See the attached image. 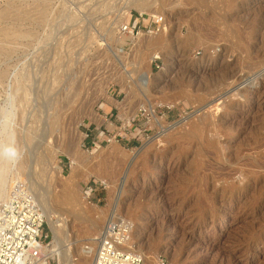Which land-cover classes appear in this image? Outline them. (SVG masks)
Instances as JSON below:
<instances>
[{
  "label": "rangeland",
  "instance_id": "obj_1",
  "mask_svg": "<svg viewBox=\"0 0 264 264\" xmlns=\"http://www.w3.org/2000/svg\"><path fill=\"white\" fill-rule=\"evenodd\" d=\"M136 1L0 2V205L22 182L66 222L58 264H83L112 215L143 264H264V0ZM139 14L152 32L129 41Z\"/></svg>",
  "mask_w": 264,
  "mask_h": 264
},
{
  "label": "built area",
  "instance_id": "obj_2",
  "mask_svg": "<svg viewBox=\"0 0 264 264\" xmlns=\"http://www.w3.org/2000/svg\"><path fill=\"white\" fill-rule=\"evenodd\" d=\"M152 21L159 31L160 19ZM150 28L139 14L124 23L119 32L133 41L145 32H152ZM87 189L86 193L93 190L91 185ZM44 221L32 191L26 184L14 182L0 205V264H58V255L47 254L44 249L51 242L49 232L44 231ZM130 232L129 222L125 220L107 222L97 236L94 264H143V257L124 245L130 239Z\"/></svg>",
  "mask_w": 264,
  "mask_h": 264
},
{
  "label": "bare ground",
  "instance_id": "obj_3",
  "mask_svg": "<svg viewBox=\"0 0 264 264\" xmlns=\"http://www.w3.org/2000/svg\"><path fill=\"white\" fill-rule=\"evenodd\" d=\"M140 0H138V1H136L132 6H136V7H138V8H140V10L142 9V6L145 4V2L143 3V2H139ZM146 1H148V0H146ZM150 1H152V0H150ZM154 1H157V0H153L152 1V3H154ZM159 1V0H158ZM162 1V0H161ZM227 1V0H226ZM192 2V1H191ZM215 2V1H214ZM232 2V1H231ZM150 3V2H149ZM152 3H150V4H152ZM199 3V2H198ZM161 4H162V2H161ZM218 4V3H217ZM146 6V5H145ZM162 6V5H161ZM143 10V9H142ZM145 10V9H144ZM26 12V11H25ZM23 13V12H22ZM158 13V12H157ZM221 13V12H220ZM209 15H211V14H209ZM214 16V15H213ZM7 17V16H6ZM217 17V16H216ZM219 17V16H218ZM220 18V17H219ZM213 19H214V17H213ZM193 20V19H192ZM215 20V19H214ZM213 20V21H214ZM216 20H218V19H216ZM216 20H215V22H216ZM229 20V19H228ZM205 21V20H204ZM191 23V22H190ZM206 23V22H205ZM211 23V22H210ZM214 23V22H213ZM217 23V22H216ZM220 24H221V22H219ZM224 23V22H223ZM219 25V24H218ZM161 26H162V28L164 27L162 24H161ZM216 27V26H215ZM166 29V28H165ZM163 30L160 34H157V35H155V36H151V38L149 39V40H147V42H145V46H146V48L148 49V51H150V54H149V56H148V54H147V56L148 57H152V56H150L151 55V53H154L153 54V56L154 55H156L155 53H156V51H158V50H161V49H165L169 44H168V42H169V40H168V34H167V31L166 30ZM195 29V28H194ZM203 29V28H202ZM211 30V29H210ZM213 30V29H212ZM216 30V29H215ZM0 31H2V30H0ZM6 31V30H5ZM214 31V30H213ZM8 32V31H7ZM7 32L5 33V35H7ZM1 33V32H0ZM2 33H4V31L2 32ZM10 33V32H9ZM13 33V32H12ZM16 33V32H15ZM212 33V32H211ZM239 33V32H238ZM195 35V34H194ZM220 35V34H219ZM218 35V36H219ZM14 36V35H13ZM17 36V35H16ZM222 36V35H221ZM200 37V36H199ZM223 38V37H222ZM185 39V38H184ZM224 39V38H223ZM144 40V39H143ZM216 40V39H215ZM222 40V39H221ZM208 41V40H207ZM243 41H245V40H243ZM249 41V40H248ZM195 42V41H194ZM193 42V43H194ZM137 43H138V41H137ZM187 43V42H186ZM1 45V44H0ZM188 45V44H187ZM194 45V44H193ZM142 48V47H141ZM146 49V50H147ZM143 50V49H142ZM145 50V49H144ZM141 52V51H140ZM137 53V52H136ZM143 53V52H142ZM145 54V53H144ZM139 57V56H138ZM136 58V57H135ZM153 58V57H152ZM139 59V58H138ZM137 60V59H136ZM136 60H134V61H136ZM205 60V59H204ZM210 60V59H209ZM167 61V60H166ZM206 61V60H205ZM210 62V61H209ZM208 63V62H207ZM247 64V63H246ZM135 65V64H134ZM201 65V64H200ZM131 66H132V64H131ZM142 66H144V64L143 65H141V67ZM146 66V65H145ZM144 66V67H145ZM251 66V65H250ZM260 66V65H259ZM140 67V68H141ZM147 67H148V65H147ZM147 67H145L147 70L146 71H142L140 74H139V76H141L142 78H139V79H137V82H135V81H132L133 82V85L137 88V90L139 89V92H140V90H142V92L143 93H146L147 91H148V88H149V83H150V81H151V76H150V72H149V70H148V68ZM135 68H137V67H135ZM140 68H138V69H140ZM143 68V67H142ZM137 69V70H138ZM144 69V68H143ZM135 70V69H134ZM138 71H141V70H138ZM133 72V71H132ZM219 72V71H218ZM135 73V72H134ZM48 76V75H47ZM48 78V77H47ZM210 79V78H209ZM220 79H222V78H220ZM153 80V79H152ZM212 82V81H211ZM130 85V84H129ZM150 89V88H149ZM196 90V89H195ZM132 91V90H131ZM148 93V92H147ZM157 93V92H156ZM185 96V95H184ZM164 98V97H163ZM202 98V97H201ZM164 101V100H163ZM153 102V101H152ZM160 102V101H159ZM165 102V101H164ZM161 103H162V100H161ZM160 103V104H161ZM149 104V103H148ZM153 104H155V102L153 103ZM159 104V103H158ZM193 104V103H192ZM154 106V105H153ZM152 106H151V103H150V105H143V108H142V110L143 111H147V112H150V113H152ZM154 116V115H153ZM202 122V121H201ZM194 124V123H193ZM200 124H202V123H200ZM199 127V126H198ZM198 127H196V128H198ZM200 129V128H199ZM194 130V129H193ZM199 131V130H198ZM203 131V130H202ZM192 132L193 131H191V134H192ZM200 132H201V130H200ZM194 133V132H193ZM200 140V139H199ZM113 148V147H112ZM223 151V150H222ZM50 152V151H49ZM43 153V154H41V155H38V157H36L35 158V160L36 161H41V160H44L45 161V163L46 162H49V163H52V159H51V153ZM206 152V151H205ZM215 157V156H214ZM218 159V158H217ZM77 160V159H76ZM42 163V162H41ZM74 163H75V161H74ZM150 163V162H149ZM78 164V163H77ZM76 164V165H77ZM51 165V164H50ZM75 165V164H74ZM155 165V164H154ZM49 166V165H48ZM52 166V165H51ZM216 167V166H215ZM74 170H75V168H74ZM74 170H72L71 172H70V174L66 177V179H65V181H68L69 183H71V184H73V183H75L74 181H75V172H74ZM237 170V169H236ZM59 172V171H58ZM57 172V173H58ZM78 175H80V174H78ZM60 176V175H59ZM224 176V175H223ZM77 178V177H76ZM78 180V179H77ZM70 184V185H71ZM67 185H66V183H62L61 184V186H60V191H61V196L62 197H64V202L66 201V202H69V204L71 203V200L72 201H74V197H73V192L71 191V190H69V188L67 189V187H66ZM73 185H71V187H72ZM70 187V188H71ZM75 187V186H74ZM74 187L72 188V190L74 189ZM76 190V189H75ZM59 194H58V196H59ZM52 196V195H51ZM57 196V197H58ZM45 197V196H44ZM60 197V196H59ZM61 198V197H60ZM60 198H57V199H60ZM53 199V198H52ZM83 199V198H82ZM48 200H50V195H48V197H46V198H43V199H40V202H45V201H48ZM54 201L56 200V199H53ZM52 200V201H53ZM61 203H62V201H61V199L59 200ZM57 202V201H56ZM75 203V202H74ZM73 203V204H74ZM43 204V203H42ZM66 204V203H65ZM60 205H62V204H60ZM68 205V203L65 205V206H67ZM71 205V204H70ZM76 204H74L73 206H75ZM82 205H84V203L82 204ZM64 206V205H63ZM72 205H71V207H73ZM77 206V205H76ZM70 207V208H71ZM87 207V206H86ZM74 208V207H73ZM76 208V207H75ZM48 210V209H47ZM52 210V209H51ZM50 209H49V211H45L43 214L45 215V217L47 218V220H48V223H49V225H50V228H51V231H52V235H53V237H52V243H50V244H47V245H45L44 246V249H45V251L47 252V254H57L58 255V259L59 260H61V259H63L64 257H65V255L67 254V250L70 248L69 247V244H65V245H60L59 243L57 244V243H53V242H59L60 240L58 239V236L60 235H62V234H64L63 233V229H65V231L64 232H66L67 233V228H66V225L67 224H65L64 222H63V219L62 218H60L59 217V215H55V213L54 212H52ZM75 210V209H74ZM70 212H74L73 211V209H72V211H70ZM116 211H114V213H115ZM74 213H77L78 214V212H76V210H75V212ZM82 213V212H81ZM75 215V217H79V215ZM82 215V214H81ZM83 216V215H82ZM114 215H112V216H110V218H111V220H115V216L113 217ZM108 222H109V219H108ZM127 222H128V219H127ZM137 227V226H136ZM133 225H132V223H129V230L130 231H133ZM137 229V228H136ZM138 230V229H137ZM67 235V234H66ZM66 235L64 236V239H65V237H66ZM67 238V237H66ZM97 242V243H96ZM92 243V246L93 245H95L94 247H92V246H88V247H84V249H87V250H84L83 252L85 253V254H87V255H85V257H86V259H84V262H83V264H94V259H95V255H96V246H97V244H98V241H93V242H91ZM124 245H125V247H126V249L127 250H130V251H133V252H137V253H139L141 256H145L144 254H143V252L139 249V248H137L134 244H133V242L131 241V239H129L128 241H126L125 243H124ZM148 261V260H147ZM148 264V263H147ZM151 264V263H150Z\"/></svg>",
  "mask_w": 264,
  "mask_h": 264
}]
</instances>
